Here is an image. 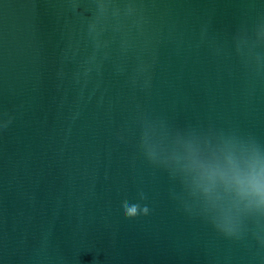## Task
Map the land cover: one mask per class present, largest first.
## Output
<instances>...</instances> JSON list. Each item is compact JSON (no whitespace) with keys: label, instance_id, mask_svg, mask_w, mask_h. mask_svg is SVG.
<instances>
[{"label":"water","instance_id":"obj_1","mask_svg":"<svg viewBox=\"0 0 264 264\" xmlns=\"http://www.w3.org/2000/svg\"><path fill=\"white\" fill-rule=\"evenodd\" d=\"M232 163L264 180V0H0V264H264Z\"/></svg>","mask_w":264,"mask_h":264},{"label":"clouds","instance_id":"obj_2","mask_svg":"<svg viewBox=\"0 0 264 264\" xmlns=\"http://www.w3.org/2000/svg\"><path fill=\"white\" fill-rule=\"evenodd\" d=\"M193 163L196 162L194 161ZM216 177H219L226 184L234 183L242 196L257 197L258 203L264 205V180L261 179L260 175L257 174L254 169L251 173L243 175L238 166L232 163L230 171L212 169L208 172L209 179L214 181ZM123 208L124 214L128 218L137 217L141 213L147 215L149 212L147 206L141 207L139 204H130L128 202L124 203Z\"/></svg>","mask_w":264,"mask_h":264}]
</instances>
